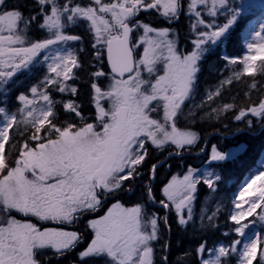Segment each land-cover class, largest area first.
Listing matches in <instances>:
<instances>
[{
  "label": "snow or ice",
  "instance_id": "1",
  "mask_svg": "<svg viewBox=\"0 0 264 264\" xmlns=\"http://www.w3.org/2000/svg\"><path fill=\"white\" fill-rule=\"evenodd\" d=\"M34 5V13L26 16L18 5L0 0V264H51L53 257L84 242L82 233L65 226L101 209L106 210L87 222L91 238L79 252L80 264H155L161 222L170 231L169 214L175 212L180 226L194 224L198 186L218 191L213 171L200 173L189 166L182 175L171 176L157 200L152 181L160 164L154 163L140 199L126 206L121 197L126 192L135 195L134 185L143 180L153 150L167 151L165 159L182 158L197 145L199 134L178 122L185 115V102L195 94L200 61L255 5L249 0H34ZM149 12L169 24L186 15L192 50L179 47L174 30L140 19ZM33 27L45 35L35 39ZM73 28H82L89 38L87 62L80 55L88 51L84 35L73 34ZM246 48L240 59L222 57L230 75L197 105L210 108L201 119L220 120L232 112L237 122L247 120L251 126L248 118L254 117L264 124V94L253 100L250 91L245 92L246 106L223 101L225 86L242 77H251L249 89L260 91L264 23ZM38 65L46 69L43 77L30 87V95L19 93L15 111L9 110L8 85L18 73ZM78 80L90 85L86 101L79 99ZM52 92L62 98L54 99ZM199 154L206 155L208 164L229 159V152L215 144L209 152L205 143ZM245 185L232 197L237 211H230L229 217L235 227L225 236L232 231L246 236L249 224L242 221L253 214L264 223V169ZM246 194L252 198L245 200ZM150 205L165 214L150 211ZM219 211L201 209V225L216 227ZM195 255L199 264H231L233 257L237 264H264V235L212 249L202 240ZM163 264H168L167 255ZM179 264L188 261L181 258Z\"/></svg>",
  "mask_w": 264,
  "mask_h": 264
},
{
  "label": "trees",
  "instance_id": "2",
  "mask_svg": "<svg viewBox=\"0 0 264 264\" xmlns=\"http://www.w3.org/2000/svg\"><path fill=\"white\" fill-rule=\"evenodd\" d=\"M231 2L236 4L235 0H231ZM156 15L158 17L154 18L142 13L140 19L155 28L167 27L174 31L176 30L178 45L182 50L189 51L192 45L190 43V20L187 16L181 15L176 22L169 24L158 14ZM249 19L250 16L248 14L242 16L226 38L216 46H213L200 61L201 70L198 73L196 91L193 98L185 102V117H183L184 122L190 124L188 127L197 132L201 137L197 145L194 146L190 152L185 151L188 155L184 158H176L173 156L165 159L168 155L167 151L156 152L153 150L145 166L143 180H138L134 185L135 195H130L126 192L121 197L122 202L125 203L126 206H131L134 202L139 200L142 189L148 184L152 164L159 163L160 166L156 170V177L155 180L152 181V187L157 200L162 199L161 189L172 175H182L189 166L199 169L206 163V155L202 154L196 156V153L199 152V149L202 148L206 140L208 141L207 150L209 145L215 144L218 145L219 149L222 151H231L228 160L220 164L213 163L211 166L218 173L217 175L220 176L219 181H214L218 185V191L213 194L209 189H204V186H198L196 200L194 202L195 223H190L186 228L180 226L175 212L169 214L170 231L164 228L161 222L162 239L155 243V264H163L165 255H167L168 258V264H179L181 258L188 261V264H199L200 257L195 255V250L202 240L207 241L208 248L210 249L218 243H231V238L234 236L233 231L230 232L228 236L224 235L225 232H229L230 229L234 227L233 223L229 221L231 205L230 202H228V196L234 190L235 182L245 180L255 169L264 150V124L259 123L254 117L248 118L253 121L251 126L247 123V120L237 122L234 120L232 112L227 113L226 118L222 116L220 120H209L206 117L201 119L205 112L210 111V108L199 109L197 105L200 104L201 99L205 97L207 91L213 90L222 78L230 75V73L225 70L227 61L222 59V57L241 58L243 53L241 34ZM220 20L223 22L224 18L221 17ZM167 25H169V27ZM71 32L73 34L84 35L83 47L88 51L80 55L85 62L89 61L91 59V46L87 34L84 33L82 28H73ZM229 67L238 70L240 66L229 65ZM81 76L84 77V79L87 78L86 74L83 72ZM13 80L14 82L8 85V88L11 90L8 96V109H11L14 107V104H17L16 96L19 91L17 90L15 79ZM260 80L261 77L257 76L256 81L259 83ZM251 82V77H242L241 81H233V84L225 86L223 101L229 103L234 102L237 106H246L249 103V96H246L245 92L248 91H250L253 100L258 99L260 95L264 94V83L260 84V91L258 92L256 89H249L248 85ZM72 83L73 81H69V84ZM75 83L80 91L79 99L86 101L90 85L85 84L83 80H78ZM10 104H12V106ZM187 111L189 112L188 115L186 114ZM191 113H198V115L193 118ZM180 122H182L181 119L178 124ZM225 125L227 127H225ZM149 148L151 149L150 145ZM206 192L207 196H210L209 202L217 204V207L220 208L216 227H203L196 217L198 201L200 196ZM149 210L156 211L161 216L165 214V210L159 206L150 205ZM83 219H85V217L82 218V221ZM204 224L206 225L207 221H205ZM65 227L74 228V230L82 233L84 235V242L76 249L58 259L53 257L51 264H80L79 252L82 251L89 242L90 232L81 221L78 224L72 226L66 225ZM165 244H167L166 249ZM259 252L260 247H258V256ZM185 253H191V255L185 256ZM231 264H237V259L235 257L232 258ZM253 264H258V261L254 260Z\"/></svg>",
  "mask_w": 264,
  "mask_h": 264
},
{
  "label": "rangeland",
  "instance_id": "3",
  "mask_svg": "<svg viewBox=\"0 0 264 264\" xmlns=\"http://www.w3.org/2000/svg\"><path fill=\"white\" fill-rule=\"evenodd\" d=\"M236 4H239V0H235ZM250 3H252L253 5H255L252 9H250L246 14H248L250 16V19L249 21L245 24V27H244V31L243 33L241 34V44H242V48H243V53L241 55V58L244 54H247V48H246V44L247 42L251 41L252 40V33H254L255 31H259L260 30V25L262 23H264V6H261V5H264V0H249ZM153 13V14H152ZM145 14L146 16H150V17H158L155 12H149V13H143ZM168 23V22H167ZM169 27V25H167ZM164 28V27H163ZM255 42V41H253ZM192 50V47L191 49L189 50V52ZM233 58V57H232ZM235 58V57H234ZM237 58V57H236ZM215 90V88L213 89ZM207 94V93H206ZM205 94V96H206ZM12 106V104H10ZM37 106H42L39 102H38V105ZM17 107V104H14V107H12L11 109L9 110H12V111H15ZM187 110V109H186ZM186 114L188 115L189 112L187 111ZM185 117V115L183 116ZM183 117L181 118L182 122H180L178 124L179 127L181 128H189L191 129L190 127H188L190 124L184 122V119ZM2 119V118H0ZM192 130V129H191ZM207 143V142H205ZM229 156L231 154V151L229 150ZM215 163V162H213ZM208 164L207 161L206 163L201 167L199 168V172L202 173L203 171H205L206 169L207 170H212L214 175H213V179L215 181V176L218 174L211 166L212 164ZM264 169V150H263V153L261 154L260 156V159L258 160L257 164H256V167L255 169L253 170V172L250 174V176H253V175H256L258 174L259 170H262ZM248 176L245 180L243 181H237L235 182V186H234V190L229 194L228 196V202H230V205H231V210L230 211H237V209L234 208V204H233V200H232V197L234 194L238 195L239 191L242 190V186H246L245 185V181L249 179ZM170 180V179H169ZM168 180V181H169ZM167 181V182H168ZM204 186V185H202ZM204 189H207L205 186H204ZM210 197V196H209ZM209 197L207 196V192L206 193H203L201 196H200V199L198 201V206H197V211H196V217L197 219L200 221L199 217H200V213H201V209H211L213 211H215V209L217 208V204H213V203H210L209 202ZM252 197L248 196L247 194L245 195L244 199L245 200H248V199H251ZM236 203H241L242 207L243 208H247V204L246 203H242L241 201H236ZM153 206H158V205H153ZM106 209H101L100 212L96 213V214H89L88 216H85V219H81V222L85 225V227L87 228V222L89 219L91 218H96L97 216L99 215H102L103 212L105 211ZM260 212V209L258 208L257 209V213ZM18 218H21L22 217H18ZM229 221L230 220V217H229ZM255 221V223H253ZM232 222V221H231ZM233 223V222H232ZM242 223H247L249 224V228L246 229L245 231L247 232V235L244 236V237H239L236 235V233L233 231L234 233V236L231 238V242H233L235 239H241L242 241L246 242L250 239L253 238V234H256V237L259 238V236L261 235H264V223H261L258 219H257V216L256 214H253L252 216H249L247 217L245 220L242 221ZM234 227H235V224L233 223ZM233 227V228H234ZM73 228V227H72ZM68 230H74L71 229V228H67ZM88 229V228H87ZM88 231L90 232V229H88ZM89 238H91V232H90V236ZM221 244H224V245H228L230 243H218L216 244L215 246L213 247H218L220 246ZM87 245V244H86ZM85 245V247H86ZM84 247V248H85ZM212 247V248H213ZM242 247V245H241ZM258 247H259V243H258ZM83 248V249H84ZM210 248V249H212ZM82 249V250H83Z\"/></svg>",
  "mask_w": 264,
  "mask_h": 264
},
{
  "label": "flooded vegetation",
  "instance_id": "4",
  "mask_svg": "<svg viewBox=\"0 0 264 264\" xmlns=\"http://www.w3.org/2000/svg\"><path fill=\"white\" fill-rule=\"evenodd\" d=\"M9 3L18 5L20 7V10L26 16L29 15L30 13H34V11H35L34 0H9ZM164 28H167V27H164ZM69 31H71V29ZM174 32L176 33V30ZM31 35L35 39H40L45 35V33H43L41 30L33 27V31L31 33ZM45 71H46V69L43 65H38V66H34L30 72L18 73L17 76L13 78V79H15V82L17 84V90L19 91L18 94L21 92H28L30 87L33 86L34 84H36L38 82V80L43 77ZM68 83H69V81H68ZM28 94L30 95V92H28ZM51 95L53 96L54 99H61L62 98V94L59 92H52ZM0 96H2V90H0ZM64 99H67V97H64ZM206 142H208V141L206 140ZM211 146H212V144L209 145L207 151L210 152ZM202 148H203V146H202ZM187 155H188L187 152H185V154L183 155L182 158L187 157ZM200 155H202V154H199V152L196 153V156H200ZM176 158H181V157H176Z\"/></svg>",
  "mask_w": 264,
  "mask_h": 264
},
{
  "label": "water",
  "instance_id": "5",
  "mask_svg": "<svg viewBox=\"0 0 264 264\" xmlns=\"http://www.w3.org/2000/svg\"><path fill=\"white\" fill-rule=\"evenodd\" d=\"M105 63H106V60H105ZM205 146V143L203 144V147ZM166 157H168V155L166 156Z\"/></svg>",
  "mask_w": 264,
  "mask_h": 264
}]
</instances>
